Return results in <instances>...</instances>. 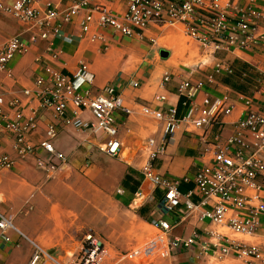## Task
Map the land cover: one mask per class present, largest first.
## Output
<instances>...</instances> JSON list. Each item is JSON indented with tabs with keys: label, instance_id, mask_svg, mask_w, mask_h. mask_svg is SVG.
<instances>
[{
	"label": "crops",
	"instance_id": "obj_1",
	"mask_svg": "<svg viewBox=\"0 0 264 264\" xmlns=\"http://www.w3.org/2000/svg\"><path fill=\"white\" fill-rule=\"evenodd\" d=\"M97 1L115 14L123 13L126 8V0ZM12 2L3 0L4 4ZM228 2V10L237 5L262 12L259 23L264 27V0H221L222 5ZM47 4L59 11L67 5L64 0H43L39 5L43 9ZM93 7L91 4L90 9L96 19ZM89 10L80 11L71 23L62 25L57 34L50 31L46 39L37 37L26 53L16 55L10 61L8 72H0V94L4 98L0 115V153L15 159L9 169H0V211L10 218L13 226L7 230L10 240L0 239V264H29L36 246L44 252L37 264H77L85 232H92L104 243L91 264H135L124 254L140 245L138 237L144 236L143 243L153 237L147 238L139 227L144 223L152 226L151 223L160 217L158 202L162 196V192L155 189L150 202L140 207L133 202L140 187L146 191L152 189L142 175V167L150 159L145 148L146 140L153 139L158 143L164 130V123L146 115L142 106L175 107L179 101L176 87L182 78L204 82L195 99L198 104L205 96L236 100V92L222 82V77L239 70L241 74H248L253 84L254 79L264 73V46L260 43L250 48L232 47L214 52L211 47L203 50L195 40L200 50L199 57L188 65L183 61L190 57V53L187 50L182 52L178 47L180 32L190 38L182 23L152 24L143 32L121 36L93 20L84 33L80 21ZM34 31L38 32V29L34 28ZM30 34L0 9V45L15 35L28 40ZM66 35L71 36L70 42L63 40ZM49 43L61 50L54 61L45 53ZM220 60L230 65V74L214 72L215 64ZM241 63H245L246 70H240ZM80 64L93 74L92 93L106 84H113L121 95L122 104L130 111L128 115L119 116L117 156L100 150L103 134L62 123L51 109L40 102L39 92L49 86L47 66L71 73ZM164 74H170L171 80L161 87ZM210 75L212 81L208 79ZM135 82L137 86H134ZM252 88V94L246 96L252 98L254 105L264 106V91L255 92ZM158 95L165 96V100L156 101ZM184 110L180 107L178 115L181 116ZM242 110V103L238 102L234 110L222 118V140L233 134ZM81 116L91 119L86 113ZM31 118L36 123L35 130L29 135L33 144L45 138L50 123L57 125L58 132L51 143L68 159L56 170L37 167L38 159L49 157L40 148L23 159L16 157L13 149L16 134L5 126L8 123L24 125ZM208 146L201 142L199 136L187 134L179 128L154 166L170 178L181 179L206 162L207 156L202 154ZM192 188L193 182L181 180V193ZM138 211L143 215L140 216ZM179 218L177 210L166 216L174 223L169 237H187L193 230L201 231L207 227L206 222L198 221L195 216ZM121 226L125 236L118 231ZM263 231L264 228L256 236L243 235L248 239L241 240L264 244ZM205 256L209 255L193 246L159 254L149 264H203Z\"/></svg>",
	"mask_w": 264,
	"mask_h": 264
},
{
	"label": "built area",
	"instance_id": "obj_2",
	"mask_svg": "<svg viewBox=\"0 0 264 264\" xmlns=\"http://www.w3.org/2000/svg\"><path fill=\"white\" fill-rule=\"evenodd\" d=\"M42 1L13 0L10 4H4L0 0V9L31 33L28 40L15 35L0 45V72H8L10 61L16 55L26 53L37 37L46 39L50 31L57 34L62 25L71 23L80 11L89 10L91 4L97 18L94 19L91 9L83 16L80 28L84 33L93 20L121 36L143 32L152 24L182 23L187 35L195 39L203 50L208 47L214 52L232 47L250 48L258 43L264 46V27L259 23L262 12L237 5L228 10L229 2L222 5L221 0H126V8L121 14L111 12L96 0H64L67 5L63 11L49 4L41 9L39 4ZM63 40L70 42L72 38L66 35ZM45 53L54 61L61 50L49 43ZM223 71L230 74L232 69L226 61L220 60L215 64L214 72ZM46 74L49 86L39 92L42 105L51 109L64 124L103 134L100 150L117 156L120 145L117 137L119 116L128 115L130 111L122 104L116 87L106 84L92 93L94 77L83 64L71 73L47 66ZM241 76L247 77L248 74L242 73ZM208 79L212 81V76H208ZM170 80V74H164L160 86H165ZM134 86H137L136 82ZM253 86L255 92L264 91V73L254 79ZM203 87L202 80L182 78L178 81L176 91L184 99L183 105L186 107L181 118L176 117V106H142L146 115L164 123V130L158 143L153 139L146 140L145 148L150 159L142 167V175L152 189L146 191L140 187L134 194L133 202L137 207L150 202L155 189H159L162 196L158 202L160 217L151 223L157 233L124 254L135 264H149L159 254L193 246L219 259L234 256L237 264H264L262 242L250 244L232 237V234L256 236L264 228V106L254 105L252 98L238 92L236 100L205 96L198 104L195 99ZM155 100L163 101L165 96L158 95ZM236 101L242 103L243 110L235 122L233 134L222 140V118L234 110L238 103ZM3 105L4 98L0 94V115ZM82 113L88 114L91 119L83 118ZM5 127L16 134L13 149L17 158L23 159L40 148L49 157L38 159L37 167L56 170L67 162V155L55 150L51 143L58 132L54 123L47 126L45 138L37 144L29 139L36 128L32 118L24 125L8 123ZM179 128L187 134L199 136L202 143L209 145L202 154L203 157L207 156L206 162L181 179L170 178L154 166ZM14 163L15 159L0 153V169H9ZM181 180L193 182V188L181 193ZM176 210L180 213L179 219L195 216L198 221L206 222L207 227L201 231L195 229L187 237H169L174 223L166 216ZM12 228L10 218L0 211V239L9 241L7 230ZM82 242L77 264H89L104 243L92 232L85 233ZM43 253L36 246L29 264H37Z\"/></svg>",
	"mask_w": 264,
	"mask_h": 264
},
{
	"label": "rangeland",
	"instance_id": "obj_3",
	"mask_svg": "<svg viewBox=\"0 0 264 264\" xmlns=\"http://www.w3.org/2000/svg\"><path fill=\"white\" fill-rule=\"evenodd\" d=\"M170 28H173V27H170ZM186 30V28H185ZM180 34V37H179V49L182 50V52H184V50H187L189 53H190V57L187 58V60L185 59L183 61V58H182V55L181 56V59L184 63L190 65V64H193L195 61H197L198 57H199V53H200V50L198 49V45L196 44L195 42V39L193 38H188L184 35H182V32L179 33ZM143 233H145V235L148 237H152L154 236L157 231L150 225L144 223V224H140V227H139ZM124 230V227L121 226V229L118 230L120 233H121V236H125L126 233L123 232ZM111 231H114V229H112ZM126 231V230H125ZM127 233L131 234L130 231H126ZM86 233V232H85ZM84 233V234H85ZM134 234V233H132ZM131 234V235H132ZM118 235V234H117ZM143 237L144 236H140L138 237V244H142L143 242ZM232 237L235 238V239H248V237H245L241 234H232ZM262 240H264V231L262 232ZM203 264H237L236 262V259L234 260L233 258H230L229 256L228 257H225V258H222V259H219V258H216V257H213V256H205L204 259H203ZM125 261V260H124ZM91 264V262L89 263Z\"/></svg>",
	"mask_w": 264,
	"mask_h": 264
},
{
	"label": "trees",
	"instance_id": "obj_4",
	"mask_svg": "<svg viewBox=\"0 0 264 264\" xmlns=\"http://www.w3.org/2000/svg\"><path fill=\"white\" fill-rule=\"evenodd\" d=\"M235 62L237 63L236 60L234 61V63ZM240 70H242V71L246 70L245 63H241ZM222 82L224 84L230 86L233 91L238 92V93H242V94H245L248 96H250L252 94V90H253L252 87H254L252 84V79L249 76L242 77L239 70H235L233 72V74H231V75H226V76L222 77ZM183 101H184V99L180 96L179 101L176 104V117L177 118H181V116L183 115V114L181 116L178 115L179 108L182 107V108L186 109V107L183 105ZM138 214L140 216L143 215L140 211H138Z\"/></svg>",
	"mask_w": 264,
	"mask_h": 264
}]
</instances>
